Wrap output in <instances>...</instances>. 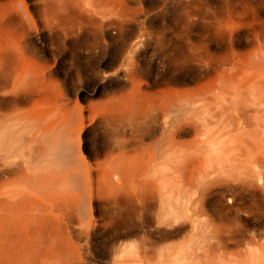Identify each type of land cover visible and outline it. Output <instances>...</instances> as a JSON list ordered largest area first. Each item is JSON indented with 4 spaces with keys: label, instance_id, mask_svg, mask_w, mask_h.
I'll use <instances>...</instances> for the list:
<instances>
[{
    "label": "rangeland",
    "instance_id": "obj_1",
    "mask_svg": "<svg viewBox=\"0 0 264 264\" xmlns=\"http://www.w3.org/2000/svg\"><path fill=\"white\" fill-rule=\"evenodd\" d=\"M183 30L223 33L238 50L262 52L264 0H0V131L20 128L27 145L45 129L51 141L30 170L0 174V264H264V199L261 210L243 209L218 195L201 211L185 205L188 190L178 196L141 175L137 159L127 179L111 172L119 152L108 124L115 98L130 87L123 74L129 53L145 31L170 40ZM98 42L102 48L92 50ZM155 45L144 40L133 57L143 81ZM260 52L261 66L249 71L256 80L239 102L247 139L232 134L230 169L249 177L255 155L264 162ZM240 148L251 151L246 163Z\"/></svg>",
    "mask_w": 264,
    "mask_h": 264
},
{
    "label": "bare ground",
    "instance_id": "obj_2",
    "mask_svg": "<svg viewBox=\"0 0 264 264\" xmlns=\"http://www.w3.org/2000/svg\"><path fill=\"white\" fill-rule=\"evenodd\" d=\"M98 2L103 3L104 0H98ZM141 23L144 24L145 21ZM183 31L171 32V34L169 32L170 40L167 34L153 36L146 31L142 34L141 37L144 40L157 41L151 63L148 64V80L146 81L140 78L144 72L143 67L133 59L134 55L140 51L139 45L144 40L129 53L133 54L129 57L132 59L129 60L130 68L124 69L123 74L125 82L130 84V87L115 98L112 107L114 113L111 115L112 118L110 117L111 120L109 119L110 124L106 121V124L114 127L112 130L116 137L111 146L115 152L116 150L119 152L117 157L113 156L116 168L111 169V172H113L112 170L117 171L120 177L126 178L130 172H133L131 169L135 167L137 159L138 163L135 168H138L141 175H151V178L157 179L160 182L159 187L168 189L170 186L176 192H182L183 195L185 190L186 192L188 190V193L192 192L191 196H186L188 193L185 192L184 201L186 199V204L184 201L182 203L184 202L186 206L188 203L203 211L206 206L213 203V198L221 195L222 198L224 196L231 204L233 203L232 208L235 205L244 209L249 203H252L257 209H260L263 203L262 199H264V162L255 155V158L252 159L253 162H250L252 163V167L250 166L252 168L250 175L252 176L250 177L249 175L245 176L246 174L243 175L242 168H236V171H241L239 174L233 173L235 169H230L232 167L231 152L234 150L231 147L238 144L235 138L232 139V134L236 130L239 131V136L233 134L236 139L237 137L243 139L246 134L244 128L246 124L242 123L239 114V102L251 83L256 80L253 77L257 73L254 72L252 77L249 71L252 73L261 66L262 58L258 60L259 62L257 61L260 49L238 50L223 33L209 32L194 36L190 31ZM66 34L69 35L70 32ZM217 38L221 41L216 45L214 41ZM93 39L95 38L93 37ZM95 42L93 41V43ZM100 42L105 43L104 39ZM100 42L92 46L91 49L102 48ZM244 107L246 108L245 105ZM19 130L21 129L17 130L16 127H13L0 131L1 175H12L20 170L22 172L30 170L32 163L30 160L33 155H37L35 152L46 149V145L48 147L51 142L48 137L49 133L44 129L33 139L31 144L27 143L26 145L23 143V133ZM29 135L32 138V134L29 133ZM230 136L231 140H229ZM188 138L192 139L188 141L186 140ZM45 142L46 145L43 144ZM255 143L257 147L259 144L256 139ZM130 148H134V150H130ZM240 151L241 154H239L242 158L240 157L241 160L238 159L239 157L237 158L240 162L246 163L244 162L245 157L246 159L252 158L247 155L251 151L245 148H240ZM50 152L53 153V151ZM131 153L134 155H130ZM112 164L114 165L111 163V166ZM13 175L18 176L17 174ZM124 186L120 182L119 190L125 189ZM145 186L148 187L146 183ZM132 187L138 189L136 182L132 184ZM159 191L161 190L159 189ZM178 202L182 204L181 201L178 200Z\"/></svg>",
    "mask_w": 264,
    "mask_h": 264
}]
</instances>
